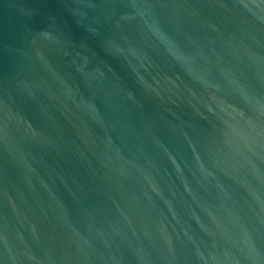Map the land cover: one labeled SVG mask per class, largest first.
Instances as JSON below:
<instances>
[{
  "label": "water",
  "instance_id": "1",
  "mask_svg": "<svg viewBox=\"0 0 264 264\" xmlns=\"http://www.w3.org/2000/svg\"><path fill=\"white\" fill-rule=\"evenodd\" d=\"M0 264H264V0H0Z\"/></svg>",
  "mask_w": 264,
  "mask_h": 264
}]
</instances>
